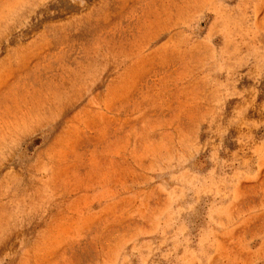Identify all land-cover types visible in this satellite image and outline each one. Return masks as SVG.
Here are the masks:
<instances>
[{
    "label": "rangeland",
    "instance_id": "obj_1",
    "mask_svg": "<svg viewBox=\"0 0 264 264\" xmlns=\"http://www.w3.org/2000/svg\"><path fill=\"white\" fill-rule=\"evenodd\" d=\"M0 264H264V0H0Z\"/></svg>",
    "mask_w": 264,
    "mask_h": 264
}]
</instances>
